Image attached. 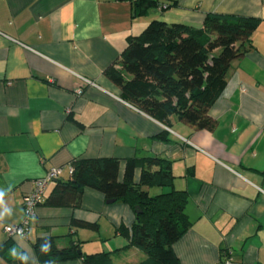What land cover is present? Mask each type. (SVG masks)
Listing matches in <instances>:
<instances>
[{
  "label": "crops",
  "instance_id": "1",
  "mask_svg": "<svg viewBox=\"0 0 264 264\" xmlns=\"http://www.w3.org/2000/svg\"><path fill=\"white\" fill-rule=\"evenodd\" d=\"M135 1L0 0V192L10 213L0 217V264H22L14 251L28 264H82L79 255L97 253L113 264L141 263L145 253L126 247L135 220L126 203H108L91 188L78 207L45 201L56 181L70 180L73 160L116 158L121 181L126 161L144 157L169 161L172 189L187 196L190 226L172 245L179 264H220L224 249L236 264H264V0H157L139 8ZM207 14L258 19L250 49L231 62L208 110L213 130H195L175 115L162 123L119 97L105 70L119 68L131 37L153 20L201 29ZM52 168L62 171L26 235L5 234L4 226L21 220L34 181ZM45 237L57 249L77 246L78 257L39 262Z\"/></svg>",
  "mask_w": 264,
  "mask_h": 264
},
{
  "label": "trees",
  "instance_id": "2",
  "mask_svg": "<svg viewBox=\"0 0 264 264\" xmlns=\"http://www.w3.org/2000/svg\"><path fill=\"white\" fill-rule=\"evenodd\" d=\"M156 4L157 0L135 1L136 8ZM257 24V18L220 14H207L201 29L153 20L129 39L119 68H107L105 75L119 89L123 101L148 116L166 123L175 115L195 130L211 131L216 121L208 110L225 85L231 62L250 49ZM137 165L140 178L135 183ZM71 166L70 180L56 181L45 205L78 207L85 188L100 192L106 201L126 203L135 211L126 247L135 246L145 253L139 264H179L172 245L190 221L184 211L185 192L172 189L169 161L159 157L130 159L121 181L116 158L78 159ZM152 187L169 191L152 196L145 189ZM74 224L95 227L80 221ZM42 245H50L49 251H41ZM37 250L41 263L78 257L77 246L57 249L51 237L41 238ZM79 257L82 264H113L108 253Z\"/></svg>",
  "mask_w": 264,
  "mask_h": 264
},
{
  "label": "built area",
  "instance_id": "3",
  "mask_svg": "<svg viewBox=\"0 0 264 264\" xmlns=\"http://www.w3.org/2000/svg\"><path fill=\"white\" fill-rule=\"evenodd\" d=\"M80 78L82 84H92V82L86 78L81 76H77ZM82 84L78 88L75 89V93L77 95L82 93ZM62 171V168H52L50 169L46 175L42 178L36 179L34 181L33 190L23 197V214L19 223L15 225H6L3 228V231L8 236H21L24 237L26 235V231L28 228L29 221L35 215L36 206L42 201L43 193L48 185V183L56 178ZM70 172H72V168L70 167ZM220 264H236L232 257V252L229 249H224L221 253Z\"/></svg>",
  "mask_w": 264,
  "mask_h": 264
},
{
  "label": "clouds",
  "instance_id": "4",
  "mask_svg": "<svg viewBox=\"0 0 264 264\" xmlns=\"http://www.w3.org/2000/svg\"><path fill=\"white\" fill-rule=\"evenodd\" d=\"M10 214L9 210L5 208L4 206V199H3V193L0 192V217H3L4 215ZM41 249L43 252H47L50 249V245H42ZM14 256L18 259H20L23 264H28V258L23 253H17L14 251Z\"/></svg>",
  "mask_w": 264,
  "mask_h": 264
},
{
  "label": "rangeland",
  "instance_id": "5",
  "mask_svg": "<svg viewBox=\"0 0 264 264\" xmlns=\"http://www.w3.org/2000/svg\"><path fill=\"white\" fill-rule=\"evenodd\" d=\"M148 190H149V194L153 196V195H156L155 193H157L158 188L157 187H152V188H150Z\"/></svg>",
  "mask_w": 264,
  "mask_h": 264
},
{
  "label": "water",
  "instance_id": "6",
  "mask_svg": "<svg viewBox=\"0 0 264 264\" xmlns=\"http://www.w3.org/2000/svg\"><path fill=\"white\" fill-rule=\"evenodd\" d=\"M108 203H112L114 202L113 200H107ZM136 210V209H135ZM137 213V212H136Z\"/></svg>",
  "mask_w": 264,
  "mask_h": 264
}]
</instances>
